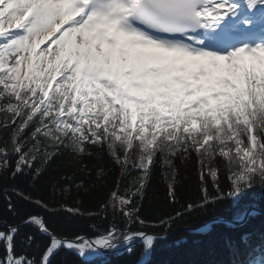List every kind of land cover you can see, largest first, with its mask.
<instances>
[{"label":"snow or ice","instance_id":"snow-or-ice-1","mask_svg":"<svg viewBox=\"0 0 264 264\" xmlns=\"http://www.w3.org/2000/svg\"><path fill=\"white\" fill-rule=\"evenodd\" d=\"M104 155L120 170L114 184L103 166L75 182L92 175L85 157ZM59 157L73 171L47 177L46 197L41 181ZM192 162L186 198L178 169ZM157 166L166 204L145 214ZM2 180L13 181L0 186L13 218L0 217V264H53L61 249L106 264V252L131 255L136 241L134 264H153L158 242L198 212L231 211L202 234L244 228L261 214L245 194L264 198V0H0ZM100 187L105 198L85 211L79 194ZM45 213L98 218L95 235H68ZM252 235L240 234L243 252L225 236L227 264H264V236Z\"/></svg>","mask_w":264,"mask_h":264},{"label":"trees","instance_id":"trees-1","mask_svg":"<svg viewBox=\"0 0 264 264\" xmlns=\"http://www.w3.org/2000/svg\"><path fill=\"white\" fill-rule=\"evenodd\" d=\"M64 157L57 158L53 164L51 170L46 174L45 178H42L41 183L44 185V192L47 197L48 186L45 183L47 177H61L65 174H71L73 169L69 166H65L62 161ZM85 163L89 168L93 169L91 177H85L83 175L77 174L76 183H80L83 181L85 184H90L95 179V168L94 166H103L106 169H111V173L109 174L107 184L112 185L116 179V176L120 174L119 168L111 161V159L104 155L102 160H97L95 158L85 157ZM160 167L157 166L153 170L152 180L150 182L149 188L147 189V198L145 200V214H152L155 207H163L166 204L165 196H166V187L161 182L160 177ZM179 180L181 185V191L185 194L186 198L189 196H194L195 188L197 184V175L196 168L194 162L189 163L186 167L181 166L178 169ZM20 181L23 178H19ZM13 183L11 180H2L0 181V186H7ZM63 183V181H61ZM26 187V185H24ZM107 192L106 187H100L98 189L92 190L90 192H81L78 198L81 200L83 204V208L85 211H94L102 199L105 198ZM261 190L259 188L253 189L252 194L256 195V199L252 203L258 204L264 208V198L260 195ZM149 200L152 201L149 204ZM63 203V201H61ZM231 202H228L230 205ZM27 210H32L31 205L26 206ZM222 214L231 216V211L220 210L216 213L209 212L207 215L203 213H193L191 216L186 217L184 221H177L174 229L185 227V226H194L197 225L204 220L211 218L214 215ZM45 215L48 217L50 224L54 227H63L68 235H74L83 231L88 235H95L92 231L90 225L98 222L97 220L86 219L84 217H72L67 214L61 213L56 216H48L47 213ZM0 217H4L6 219H12L11 213L7 210V201L4 197L3 193H0ZM19 219V217H17ZM225 231L224 226H218L217 232L210 236L201 235L199 236L198 242L196 236L190 235V241L181 246V250H173L168 251V248H163L158 253V256L163 254H170L171 252L178 251L174 255H170V259L163 261L165 264H226L227 258H225V248H224V237L223 233ZM29 232H34L37 235V239L40 241L46 240L45 237L38 234V232L32 227H24L20 229L21 235H24ZM183 235H188L185 233H174L170 235V239L180 238ZM188 235V236H189ZM207 237H210L207 240ZM24 250V245L21 243V239L17 237V251ZM27 251L29 254H36L39 257L42 249L36 248H28ZM53 264H85L78 256L75 254L62 250L53 258ZM106 264H134V257L128 256L124 254L123 256L113 258L110 262Z\"/></svg>","mask_w":264,"mask_h":264}]
</instances>
